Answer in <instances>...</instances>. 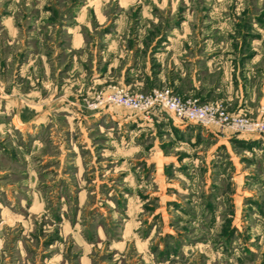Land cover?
Returning a JSON list of instances; mask_svg holds the SVG:
<instances>
[{
    "label": "rangeland",
    "instance_id": "374dc122",
    "mask_svg": "<svg viewBox=\"0 0 264 264\" xmlns=\"http://www.w3.org/2000/svg\"><path fill=\"white\" fill-rule=\"evenodd\" d=\"M263 30L264 0H0L5 83L19 89L17 111L0 91V264H264V144L174 125L159 107L86 105L105 92L93 81L113 40L131 54L138 40L220 41L244 61ZM37 52L48 60L32 69ZM44 65L82 114L68 97L65 118L26 125L27 75L41 83Z\"/></svg>",
    "mask_w": 264,
    "mask_h": 264
},
{
    "label": "crops",
    "instance_id": "0c3cea01",
    "mask_svg": "<svg viewBox=\"0 0 264 264\" xmlns=\"http://www.w3.org/2000/svg\"><path fill=\"white\" fill-rule=\"evenodd\" d=\"M254 26L256 25H252L251 31H254ZM259 28L256 26L257 30ZM208 41L205 39L202 43L200 41L196 43L190 39L171 37L167 38L165 42H161L160 46L151 52L153 42L147 44L145 48H140L142 44L138 40V43H135L133 47L138 48L139 51L131 54L130 48L124 50L120 42L113 40L109 44L107 43V64L99 67V70L104 69V73L94 79L93 87H100L108 92L113 86L121 84V86L132 91H147L156 84L164 83L182 95H195L202 101L223 99L231 111L246 113L251 117H256L255 115L257 117L264 116L262 105V97L264 96V34L261 33L256 39L251 40L249 48L254 50V53L244 61H239L236 54L228 53L227 44L222 48L219 46L220 41L213 44ZM217 47L221 49L216 50ZM249 48L246 51H249ZM123 55L127 57L125 61H123ZM36 57H39L38 60L42 64H46V60H48L40 52L32 53L27 56L26 65L28 67L32 65V69L35 68ZM7 63L8 61L5 63L0 57V65L2 64L0 67V91L5 90L6 86L9 87L7 89L9 92L6 94H10L11 98L3 103L4 108L9 107L12 111H17V100L13 98V95L17 94L19 89L15 84L5 83L6 79L12 78H10V67L7 66ZM43 68L45 75L41 78V83L37 82L36 77L31 78L27 75V78L32 80L31 86L28 88V95L29 97L31 95L32 98H28L25 107L27 111V117L24 119L25 124L56 122L55 114L60 110H63V114H65L66 105H70L71 102L73 103L71 105L73 112L82 114V108L78 106L80 101L78 93L76 91L67 93L64 82L57 89L55 95L56 88L52 84L54 79L48 73V67L44 65ZM112 70L113 73H111ZM51 94L53 100H51L52 97H49ZM36 95H40L41 98L36 99ZM68 97L72 98L73 101L70 102ZM77 103L78 105H76ZM106 111L105 109L91 110L89 113L96 115L104 114ZM168 113L173 117L174 125L185 124L188 127L192 124H198L201 128L211 131L218 130L214 126L208 128L192 121L179 120L172 113ZM224 132L234 134L219 136H224L227 140L231 139L235 146L243 147L244 144H249L251 149H258L264 144V135L261 133L222 131V133Z\"/></svg>",
    "mask_w": 264,
    "mask_h": 264
},
{
    "label": "built area",
    "instance_id": "2783aa9c",
    "mask_svg": "<svg viewBox=\"0 0 264 264\" xmlns=\"http://www.w3.org/2000/svg\"><path fill=\"white\" fill-rule=\"evenodd\" d=\"M86 105L93 110L120 105L144 113L159 107L179 120L192 121L208 128L214 126L219 131L264 135V118L231 112L221 101H202L195 95H182L169 85L154 86L147 91H132L117 85L108 92L97 93Z\"/></svg>",
    "mask_w": 264,
    "mask_h": 264
}]
</instances>
